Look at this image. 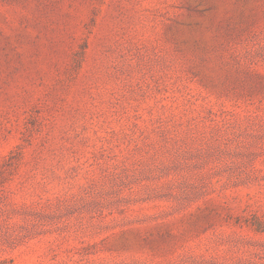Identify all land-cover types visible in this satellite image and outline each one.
Masks as SVG:
<instances>
[{
    "label": "rangeland",
    "instance_id": "obj_1",
    "mask_svg": "<svg viewBox=\"0 0 264 264\" xmlns=\"http://www.w3.org/2000/svg\"><path fill=\"white\" fill-rule=\"evenodd\" d=\"M0 264H264V0H0Z\"/></svg>",
    "mask_w": 264,
    "mask_h": 264
}]
</instances>
